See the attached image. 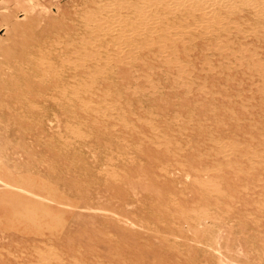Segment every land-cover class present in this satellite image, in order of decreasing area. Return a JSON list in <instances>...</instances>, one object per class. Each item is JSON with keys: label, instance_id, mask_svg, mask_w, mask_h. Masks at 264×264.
Returning a JSON list of instances; mask_svg holds the SVG:
<instances>
[{"label": "rangeland", "instance_id": "1", "mask_svg": "<svg viewBox=\"0 0 264 264\" xmlns=\"http://www.w3.org/2000/svg\"><path fill=\"white\" fill-rule=\"evenodd\" d=\"M41 1L0 9V264H264V0Z\"/></svg>", "mask_w": 264, "mask_h": 264}, {"label": "bare ground", "instance_id": "2", "mask_svg": "<svg viewBox=\"0 0 264 264\" xmlns=\"http://www.w3.org/2000/svg\"><path fill=\"white\" fill-rule=\"evenodd\" d=\"M3 2H6L7 4H3ZM199 2V1H198ZM226 3V2H225ZM10 4L13 5L15 9L23 8L27 10L29 13H46L48 11V8L41 0H2L0 1V9L4 10L10 6ZM177 5V4H176ZM204 5V4H203ZM202 6V5H201ZM206 8V7H205ZM171 10V9H170ZM220 17V16H219ZM218 17V18H219ZM104 23V22H103ZM214 24V23H213ZM210 25V24H209ZM111 26V25H110ZM240 26V25H239ZM171 28V27H170ZM208 28V27H207ZM196 29V28H195ZM171 30V29H170ZM155 32V31H154ZM150 34V33H149ZM151 36V35H150ZM171 37V36H170ZM123 38V37H122ZM218 41V40H217ZM159 43V42H158ZM161 44V43H160ZM184 44V43H183ZM99 47V46H98ZM76 52V51H75ZM234 52V51H233ZM73 53V52H72ZM132 53V52H130ZM135 53V52H134ZM154 55V54H153ZM94 56V55H93ZM129 56V55H128ZM83 58V57H82ZM89 58V57H88ZM66 61V59H64ZM87 60V59H86ZM119 60V59H118ZM91 61V60H90ZM89 61V62H90ZM62 62H64L62 60ZM94 62V61H92ZM110 62V61H109ZM209 62V61H208ZM238 62V61H237ZM262 62V61H261ZM43 64V63H42ZM80 65V64H79ZM94 66V65H93ZM78 67V66H77ZM97 68V67H96ZM214 68V67H213ZM94 76V75H93ZM76 77V75H75ZM74 78V76H73ZM78 79V78H77ZM94 80V79H93ZM81 83V82H80ZM81 85V84H80ZM86 85V84H85ZM80 87V86H79ZM90 88V87H89ZM66 91V90H65ZM73 92V91H72ZM107 107V106H106ZM112 108V107H111ZM1 183V182H0ZM2 184V183H1ZM5 185V184H3ZM212 192V191H211ZM29 194V193H26ZM31 195V194H30ZM42 200V199H41ZM45 201V200H44Z\"/></svg>", "mask_w": 264, "mask_h": 264}]
</instances>
